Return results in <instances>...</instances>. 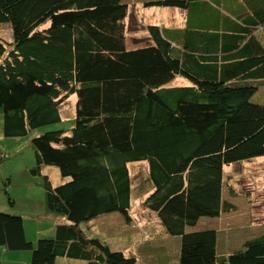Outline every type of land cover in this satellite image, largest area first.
I'll return each mask as SVG.
<instances>
[{"label": "trees", "instance_id": "trees-1", "mask_svg": "<svg viewBox=\"0 0 264 264\" xmlns=\"http://www.w3.org/2000/svg\"><path fill=\"white\" fill-rule=\"evenodd\" d=\"M143 1L184 10V23L148 22L128 45V0H0L11 30L0 36L3 132H34L31 172L54 164L69 176L43 175L44 214L65 218L54 235L29 240L22 215L0 209V247L31 249L29 264H141L84 223L112 211L132 221L128 164L143 160V203L179 235V264H264V231L219 253L217 228L197 226L232 207L223 165L264 156V102L252 99L264 86V0ZM72 93V125L37 130L63 119Z\"/></svg>", "mask_w": 264, "mask_h": 264}, {"label": "rangeland", "instance_id": "rangeland-1", "mask_svg": "<svg viewBox=\"0 0 264 264\" xmlns=\"http://www.w3.org/2000/svg\"><path fill=\"white\" fill-rule=\"evenodd\" d=\"M184 17L185 11L174 6L146 5L143 0H128V11L124 18L127 43L137 44L139 39L137 41L136 38L147 33L143 25L148 22L157 20L160 24L177 26L184 23ZM10 31L7 22H0L1 37L8 39ZM259 36L264 41V33ZM143 41L144 38L139 43ZM173 82L186 80L178 76ZM76 98V93H72L62 102L61 121L39 126L37 130L71 126ZM252 99L264 102V86ZM32 133L4 134L0 113V209L22 215L25 236L35 241L39 237L54 235L56 223L65 219L44 214L43 175L47 174L53 185L69 179V176H62L59 167L54 164H42L38 173L30 171L36 163L30 140ZM128 166L132 177V221L127 223L119 211L106 212L90 219V224L84 223L85 232L98 236L111 248L136 254L141 264H179V235L166 233L156 212L143 203L144 196L152 187L146 161H130ZM222 169V195L231 202L232 207L222 210L217 216H202L197 222L198 227L210 225L217 228L219 251L223 250L219 253L235 250L242 246L245 239L264 231V156L224 164ZM6 252L5 257H0V264H16V253L27 256L28 261L21 264H29L31 249H7ZM57 263L83 264L84 261L69 258L57 260Z\"/></svg>", "mask_w": 264, "mask_h": 264}, {"label": "crops", "instance_id": "crops-1", "mask_svg": "<svg viewBox=\"0 0 264 264\" xmlns=\"http://www.w3.org/2000/svg\"><path fill=\"white\" fill-rule=\"evenodd\" d=\"M154 22V21H153ZM13 250H23V249H13ZM7 249L0 247V257H5L8 252H6ZM17 256H15L16 264H21V262L28 261L27 256L24 254L16 253ZM27 264V263H24Z\"/></svg>", "mask_w": 264, "mask_h": 264}]
</instances>
